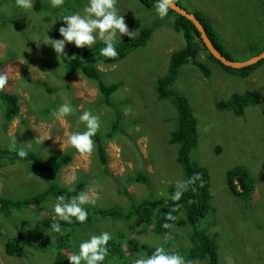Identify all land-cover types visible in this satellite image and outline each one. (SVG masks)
Segmentation results:
<instances>
[{
    "label": "rangeland",
    "instance_id": "rangeland-1",
    "mask_svg": "<svg viewBox=\"0 0 264 264\" xmlns=\"http://www.w3.org/2000/svg\"><path fill=\"white\" fill-rule=\"evenodd\" d=\"M175 1L190 12L199 10L208 15L216 31L224 36L220 43L237 60H245L264 47V0ZM85 3L86 0H64L62 6L53 8L50 0H33V8L25 11L16 7L15 0H0V59L4 61L1 72L9 75L7 90L18 96L21 107L20 114L6 124L0 101V148L15 152L24 148L36 153L35 159L0 161V198L26 199L41 192L49 185L50 175L39 165L46 166L51 159L70 153L73 158L62 167L58 182L74 186L84 180L85 192L94 189L97 193L95 205L85 206L128 208L146 198L161 206L169 188L185 178V170L177 160L179 143L170 141L178 128L179 112L172 97L157 93V82L167 73L172 53L184 47L186 39L176 29L174 16L160 19L154 6L147 7L140 0H118L119 13L133 36L144 27H153V32L143 46L128 49L117 61L96 58L95 66L103 81L117 84L108 97L110 103H106L95 80L81 71L69 77L72 61L57 57L51 46H38L37 41L30 40L34 35L59 29L64 23L61 17L74 8L71 14L82 12ZM199 41L195 39L196 43ZM73 45L66 44L69 55ZM200 48L196 60L183 64L171 85L188 100L197 119L198 142L191 158L207 166L211 175L215 211L199 220L198 226L216 236L220 264H264V63L250 76L240 77L210 60L207 51ZM247 90L254 91L260 101L248 106L244 115L221 110L218 104L233 92ZM61 103H70L74 112L58 121L51 111ZM85 110L100 117L97 133L103 136L106 146L108 172L98 156L99 140L93 139L95 147L90 156H82L68 143V136L76 130L78 115ZM116 120L119 123L109 137L106 133ZM79 130H85L83 124ZM219 146L221 153L217 152ZM236 164L249 166L256 177L255 192L249 201L227 188V171ZM142 172L149 176L151 184L131 179ZM120 188L126 193H120ZM55 201L49 197L38 208L22 206L9 214L0 210V264H66L72 250L78 252L81 240L103 231L109 232L116 242L133 239L174 248L182 256L190 246L191 225L176 226L162 235L135 217L113 220L104 216H97L80 228H62L64 232L74 231L63 242L49 228ZM151 209L156 211L155 206ZM28 219L41 221L34 225ZM124 232L133 238H120ZM19 234L23 236V250L13 256L7 254L6 242ZM59 251L66 257L63 263L57 260ZM123 251L125 255L116 264H133L140 257L131 259ZM185 260L209 264L206 260Z\"/></svg>",
    "mask_w": 264,
    "mask_h": 264
},
{
    "label": "trees",
    "instance_id": "trees-1",
    "mask_svg": "<svg viewBox=\"0 0 264 264\" xmlns=\"http://www.w3.org/2000/svg\"><path fill=\"white\" fill-rule=\"evenodd\" d=\"M140 1L147 7L154 6L156 2V0ZM177 2L181 4V2ZM74 11L75 8L68 12L67 15ZM193 12L202 20L204 26L207 28L209 36L218 49L229 58L237 60L231 55V52L226 50L220 43L221 39L224 40V36L222 33L219 34L216 31L213 25V20L208 15L201 13L199 10H194ZM176 14L178 15L179 13L173 9H170L168 16H174L175 27L178 31L183 33L186 42L184 47L172 53L169 61L168 71L158 81V92H160L162 97H172L173 103L176 105L179 112L178 128L172 132L170 141L172 143H179L180 145L177 160L182 164L185 170V178L181 181L187 182L189 178L193 176V174H199L200 179H197L194 184L187 185V190L183 192V195L179 201H173L170 198L171 195L177 190L176 183L169 188L168 196L161 206H157V204L150 198L143 199L137 203H132V205L128 208L113 205L110 207L92 209L90 207L84 206L89 213L87 221L83 224H64L62 222V228L67 230L68 228H74L76 226L80 228L83 225H89L92 223L93 219H97V216H104L113 220H130L135 217L140 219L142 224H150L154 232L162 235L170 233L176 226L185 227L191 225L192 232L190 233V246L184 252L183 256L186 259L193 261L206 260L209 264H220L216 236L214 234H209L206 230L198 226L199 220H201L211 211L214 212L215 207L212 203L213 195L211 192V175L209 168L207 166L200 165L191 158V153L198 142L197 119L193 113V110L190 108L188 100H185L184 96L175 92L171 85L177 78L179 68L190 60H192V62L196 60V55L202 51L200 47H203L204 51H207V57L210 60L220 64L227 71L238 73L240 77L250 76L253 71H255L262 63H264V59L254 65L241 69L224 65L208 50V47L204 43L201 33L194 22L185 16L178 15L177 17ZM152 32L153 27H144L138 36H132V38L126 36V40L121 42L117 47L118 56L115 59H109L100 55V50L103 45L99 41L92 45L91 48H77L75 45H73L69 48V53L70 55L75 54L76 59L72 60L71 64L69 65V77L74 76L77 74V72L81 71L89 79L95 80L97 82L99 90L104 97V101L106 103H110L108 97L112 91L117 88V84L108 85L103 81L100 70L95 66L96 58L100 57L107 62L117 61L121 57L123 58V56H125L128 49L143 46L150 38ZM49 36L54 39L61 38L58 29L51 30L49 32ZM196 38L200 40L197 43L195 42ZM263 50L264 47L259 49L258 52L253 55L258 54ZM3 64L4 61L0 59V72ZM8 84L6 85L5 90L0 91V101L5 108L4 115L6 124L17 117L21 110L20 104L18 103V96L7 90ZM259 101L260 97L254 91L247 90L243 93L233 92L228 99L222 101V103L218 105L221 110L232 111L236 116H242L244 115L248 106L255 105ZM118 123L119 120L114 122L112 129L108 132V136L114 135V131L116 130ZM93 139L99 140L96 142L98 144V156L101 163L105 166V171L108 172V155L106 146L102 141V137L97 133ZM27 152L28 156L26 158H36L35 152L31 150H27ZM217 152H222L221 146L218 147ZM16 153L17 152L12 151L10 148H0V161L4 158H18ZM71 160L72 154L66 153L60 157L51 159L49 164L46 166L39 165L40 170L45 169L49 172V185L41 192L31 196L30 198L16 200L11 198H0V210L4 211L6 214H9L13 208H21L22 206L34 205L35 208H38L39 205L49 197L56 198L59 195H65V197H69L76 195L81 191H86V182L84 180H78L74 186H68L58 182L62 167L68 164ZM131 179L134 181H142L148 185L151 184L150 178L145 172L138 173ZM227 188L233 195L244 198L247 201L251 200L256 188V177L251 168L244 164H236L229 168L227 171ZM69 189H74V191L70 192ZM119 192L126 193L123 188H120ZM151 206H155L156 211L152 210ZM169 215L175 217V219H167ZM166 223L169 224L170 227L165 228L163 225ZM62 232L63 234H67L68 237L61 233L55 232V234L56 238L63 242L69 240V236L73 235L74 233V231L64 232L63 230ZM120 238L133 237H127L126 232H124ZM22 242V234H19L18 237H14L13 239L7 241L6 253L13 256L21 252L23 250ZM126 247L130 248L127 250ZM155 247L157 246H153L146 242L139 243L133 239L126 240V243H124V241L116 242L110 240L108 244L109 255L105 259L104 264L118 263L122 255H125L123 249L128 252L129 257L132 259L143 254L151 253ZM164 248L166 251L175 252L174 248ZM72 252L76 254V251L72 250ZM57 260L61 263L66 261V257L61 253V251L58 252ZM66 264L69 263L67 262Z\"/></svg>",
    "mask_w": 264,
    "mask_h": 264
},
{
    "label": "clouds",
    "instance_id": "clouds-1",
    "mask_svg": "<svg viewBox=\"0 0 264 264\" xmlns=\"http://www.w3.org/2000/svg\"><path fill=\"white\" fill-rule=\"evenodd\" d=\"M117 1L86 0L82 12H75L74 14L61 17L60 20L64 22L58 29L61 38L54 39L47 34L43 36L34 35L30 40L37 41L38 46L39 43L51 46L57 57H61L69 63L76 59V55L70 56L66 52V44L73 43L77 48H91L92 45L99 41L103 45L100 55L115 59L118 56L116 47L118 39L122 40L120 41L121 43L126 40V36L129 38L133 36V31H129L124 16L119 13ZM50 3L53 8H59L63 5L64 0H50ZM15 5L25 11L31 10L33 8V0H15ZM154 8L156 15L160 19H164L168 16L170 9L176 8V3L175 0H156ZM123 35L125 36L122 39ZM8 83L9 75L7 72H0V91L5 90ZM73 112L74 108L70 103H61L51 111V116L58 121H63L71 116ZM80 124L84 125L85 130H79ZM100 127L101 121L98 115L93 114L91 110L82 111L77 117L76 130H73L68 136V143L82 156H90L95 147L93 137L96 136ZM108 132L106 133L107 136ZM100 136L103 137L102 135ZM12 141L15 144V135ZM16 155L23 159L28 156V152L24 148H20ZM197 179H200L199 174H193L187 182L178 181L177 190L170 198L173 201H179L183 192L187 190V185L194 184ZM69 191H74V189H69ZM96 196L97 193L94 189H89L87 192L81 191L69 197H65V195L57 196L56 201L51 206V224L49 228L56 233L62 234V222L64 224L85 223L89 213L84 206L88 204L95 205ZM167 219L173 220L175 217L169 215ZM28 220H31L34 225L41 221L33 222L32 219ZM163 226L165 228L170 227L167 223ZM112 239L113 237L109 232L103 231L98 235L93 234L87 239L81 240L78 244V252L68 255L69 264H104L105 259L109 255L108 244ZM133 264H194V262H187L179 253L166 251L163 246H159L155 247L151 253L143 254L135 259Z\"/></svg>",
    "mask_w": 264,
    "mask_h": 264
},
{
    "label": "water",
    "instance_id": "water-1",
    "mask_svg": "<svg viewBox=\"0 0 264 264\" xmlns=\"http://www.w3.org/2000/svg\"><path fill=\"white\" fill-rule=\"evenodd\" d=\"M175 3H176V8L173 10L176 11L177 13H181L182 15L188 17L189 19H191L196 24L198 29L201 31L202 39H203L204 43L206 44V46L208 47V50L216 58H218L224 65L230 66V67H233L236 69H241V68H245V67L254 65V64L258 63L259 61H261L262 59H264V50L261 51L260 53L256 54V55H253L252 57H250L246 60H233V59L229 58L228 56L224 55L218 49V47L215 45L213 40L209 37L205 27L203 26L201 20L196 16V14L193 12H190V11H186L183 8V6L180 5L178 2H175Z\"/></svg>",
    "mask_w": 264,
    "mask_h": 264
},
{
    "label": "bare ground",
    "instance_id": "bare-ground-1",
    "mask_svg": "<svg viewBox=\"0 0 264 264\" xmlns=\"http://www.w3.org/2000/svg\"><path fill=\"white\" fill-rule=\"evenodd\" d=\"M175 2H177V1H175ZM184 8V7H183ZM186 11H188L186 8H184ZM179 15H181V16H184V15H182L181 13H179ZM197 16V15H196ZM186 17V16H185ZM198 17V16H197ZM188 18V17H187ZM199 18V17H198ZM200 19V18H199ZM191 20V19H190ZM201 20V19H200ZM201 22H202V20H201ZM195 24V23H194ZM202 24H203V22H202ZM196 25V24H195ZM203 26H204V24H203ZM197 27V26H196ZM205 27V26H204ZM198 28V27H197ZM205 29H206V31H207V28L205 27ZM199 30V29H198ZM200 31V30H199ZM200 33H201V31H200ZM207 33H208V31H207ZM209 35V34H208ZM201 36H202V34H201ZM210 37V36H209ZM211 38V37H210ZM262 61V60H261Z\"/></svg>",
    "mask_w": 264,
    "mask_h": 264
}]
</instances>
